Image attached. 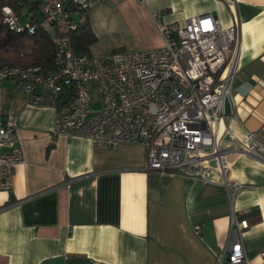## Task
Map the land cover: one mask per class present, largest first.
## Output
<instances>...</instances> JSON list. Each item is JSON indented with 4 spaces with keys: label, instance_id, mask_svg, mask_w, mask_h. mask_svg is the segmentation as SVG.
<instances>
[{
    "label": "crops",
    "instance_id": "obj_1",
    "mask_svg": "<svg viewBox=\"0 0 264 264\" xmlns=\"http://www.w3.org/2000/svg\"><path fill=\"white\" fill-rule=\"evenodd\" d=\"M153 12L179 24L212 13L222 27L237 17L229 126L237 136L255 131L264 143V0H239L236 10L224 0H102L85 12L96 36L90 53L162 45ZM0 110L16 116L22 151L11 187L0 191V264H216L230 200L248 221L245 256L264 264V151L261 160L227 154V175L242 185L229 199L214 171L204 181L147 170L140 143L98 147L85 136L53 135L54 108L31 105L11 80L0 85Z\"/></svg>",
    "mask_w": 264,
    "mask_h": 264
},
{
    "label": "built area",
    "instance_id": "obj_2",
    "mask_svg": "<svg viewBox=\"0 0 264 264\" xmlns=\"http://www.w3.org/2000/svg\"><path fill=\"white\" fill-rule=\"evenodd\" d=\"M100 1L39 0L38 17L4 5L2 22L10 30L32 34L40 24L50 32L53 69L4 63L0 85L11 80L31 105L52 106L53 135L85 136L98 147L140 143L147 170H180L204 181L214 171L230 199L242 185L227 175V154L240 152L261 160L264 151L257 132L237 136L229 126L234 118L230 86L237 71V17L222 27L212 13L179 24L165 23L153 12L162 45L103 56L76 53L71 35L81 20L74 13ZM224 1L236 10L239 0ZM21 159L16 116L0 110V191L11 187L13 167ZM230 212L227 242L216 254V264H250L241 244L248 221L237 218L241 212L231 200ZM261 256L264 259V251Z\"/></svg>",
    "mask_w": 264,
    "mask_h": 264
},
{
    "label": "trees",
    "instance_id": "obj_3",
    "mask_svg": "<svg viewBox=\"0 0 264 264\" xmlns=\"http://www.w3.org/2000/svg\"><path fill=\"white\" fill-rule=\"evenodd\" d=\"M38 2L39 0H0V65L39 66L44 71L53 69V45L49 31L40 24L32 34L12 31L2 22L4 5L11 6L17 13L27 7L28 14L38 17ZM71 39L76 53H90L89 48L96 41V36L86 14L72 33Z\"/></svg>",
    "mask_w": 264,
    "mask_h": 264
},
{
    "label": "rangeland",
    "instance_id": "obj_4",
    "mask_svg": "<svg viewBox=\"0 0 264 264\" xmlns=\"http://www.w3.org/2000/svg\"><path fill=\"white\" fill-rule=\"evenodd\" d=\"M21 11H22V12H25L24 9H22ZM85 14H86L85 12L77 11L76 14H74V17H75V19L78 20V19H80L81 17H84ZM21 21L24 22V21H25V18H22ZM113 50H114V49H113ZM115 50H116V49H115ZM102 56H103V55H102ZM92 105H94L95 107H97V106H99V103H94V104L92 103Z\"/></svg>",
    "mask_w": 264,
    "mask_h": 264
},
{
    "label": "water",
    "instance_id": "obj_5",
    "mask_svg": "<svg viewBox=\"0 0 264 264\" xmlns=\"http://www.w3.org/2000/svg\"><path fill=\"white\" fill-rule=\"evenodd\" d=\"M211 164L214 165V162L212 161Z\"/></svg>",
    "mask_w": 264,
    "mask_h": 264
}]
</instances>
